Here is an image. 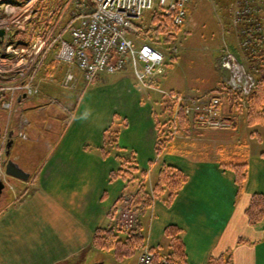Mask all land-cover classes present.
Here are the masks:
<instances>
[{"label":"crops","instance_id":"crops-1","mask_svg":"<svg viewBox=\"0 0 264 264\" xmlns=\"http://www.w3.org/2000/svg\"><path fill=\"white\" fill-rule=\"evenodd\" d=\"M76 21L65 27V38ZM51 63L55 64V49L47 42L30 75L40 81L46 64ZM62 75V68L55 69L57 80ZM74 75L72 89L41 82L37 97L16 98L13 112L0 111V135L7 141L1 153L5 156L9 145L8 159L29 174L27 181L7 177L12 189L4 187L0 196V264H134L138 252L118 262L92 247L93 233L112 227L110 215L120 206L119 200L128 196L124 182L110 181L109 175L119 166L116 156L130 154L137 169L146 172L141 182L150 194L162 164L186 176L169 206L162 197L139 214L144 247L161 255L169 253L163 231L175 226L182 232L186 264H207L210 258L227 252L232 264H264V221L249 226L244 216L250 196L264 195V158L245 157L247 178L241 195L236 196L230 171L222 170L219 163L198 162L192 157L197 140L191 134L179 132L167 144L170 152L159 158L155 155L157 114L150 104L141 102L138 88L144 87L134 80L129 68L114 75H97L90 84L76 69ZM106 79L109 84H103ZM166 80L165 72L155 85L180 91ZM109 102L118 108L125 123L117 135V148H109L105 139L111 129ZM234 112L228 110L226 115L233 124L237 120ZM190 130L195 129L189 125ZM20 132L26 139L19 138ZM103 148L106 158L102 157ZM239 239L244 242L239 244Z\"/></svg>","mask_w":264,"mask_h":264},{"label":"built area","instance_id":"built-area-1","mask_svg":"<svg viewBox=\"0 0 264 264\" xmlns=\"http://www.w3.org/2000/svg\"><path fill=\"white\" fill-rule=\"evenodd\" d=\"M190 1L94 0L92 8L82 6L78 9L77 21L69 30L68 38L48 30L43 37L36 36L30 46L15 44L12 41L13 33L10 25L4 21L5 19L0 18V30L4 32L0 38V90L4 92L0 110L10 113L13 102L21 95L27 98L37 96L40 93L41 82L56 84L63 89H72L76 82L75 69L81 72L83 81L90 84L97 75H114L129 68L138 84L145 89H155L152 82L164 74V55L149 43L135 42L134 22L146 11L156 7L165 15L173 13L174 25L181 26L186 18V7ZM236 2L240 8L233 10L234 26H237V19L247 16L246 6L249 7L252 0H236ZM4 6L3 8H7ZM29 17L31 16L28 15L23 20ZM242 20L244 22L245 18ZM15 21L19 23L18 18L13 22ZM21 22L25 23L22 20ZM19 29L24 31L25 27ZM262 29L261 25L256 24L241 31L243 35H247L246 39L242 40V46L255 44L258 39H262L264 36ZM47 42L55 49L56 65L47 69L43 78L37 81L30 75L31 68L36 56ZM231 56L228 52V55L219 61V66L228 72L226 88L248 95L255 88L254 79L238 65L233 59L234 56ZM57 67L63 69V75L59 80L55 78ZM157 91L163 96L164 106L168 111L169 138L177 135L180 116L184 117L194 129L223 130L232 127L231 121L225 119L221 113V102L216 94ZM18 136L26 139V135L21 132ZM4 163L3 153H0V183L12 189L4 173ZM131 197L132 195L120 205L122 210L115 221V226H118L123 219L125 222L123 227L126 231L135 228L140 214L139 210L135 212L129 205ZM134 264L170 263L166 255L156 259L149 248L143 247L138 252Z\"/></svg>","mask_w":264,"mask_h":264},{"label":"rangeland","instance_id":"rangeland-1","mask_svg":"<svg viewBox=\"0 0 264 264\" xmlns=\"http://www.w3.org/2000/svg\"><path fill=\"white\" fill-rule=\"evenodd\" d=\"M86 5L91 8V5L88 6L89 3ZM3 6L7 8H3ZM246 7L248 8L247 16L237 19V26H234L232 23L233 10L240 8L236 0H191L186 7L184 23L179 27L177 34L169 39V42L165 40L164 36H155L152 33L154 28L152 18L154 14L160 13V9L155 7L146 11L134 22V28L137 31L135 42L149 43L164 54L163 68L164 74L166 72V83L174 84L180 90L178 92L195 94L204 90L206 91L203 92L204 94H211L213 89H219L221 113L225 114V117L229 108L227 95L229 93L238 94L240 109H235L237 120L234 126L223 130H190L191 137L197 140L194 143V149L192 148L194 151L192 157L199 160L198 162L218 164L219 160H226L237 154H242L248 159H256L264 151V128L260 126L249 128L244 120L245 99L252 92L242 95L227 89L224 79L227 78L228 72L219 66V61L229 52L231 57L234 56L237 59L238 65L253 77L255 85L260 70L264 69V36L262 39H258L257 43L243 47L242 40H245L247 35L241 33L256 24L263 27L262 32L264 33V0H252L249 7ZM77 11V0H0V18L5 19L4 21L10 25L13 37L20 31L19 28L24 26L28 46L34 42L35 36L43 35L48 29L54 33L59 28L65 29L70 23H73V13H77ZM28 15L31 17L23 20ZM17 18L19 23L13 22ZM242 18H245L244 22ZM20 19L25 23L22 24ZM16 41L18 40L16 39ZM55 65L54 63L46 64L45 72ZM56 69H61V67ZM221 73H224L225 78H222ZM41 78H43L42 74ZM95 83L96 85L100 84L98 81ZM103 84H109V79H106ZM162 86H157L153 90L138 88L142 94L141 102L151 105L152 112L157 114V120L161 123L168 121L164 98L157 91L164 90ZM212 87L214 88L208 91ZM117 110L118 108H113L109 102V124L113 132L124 130L125 123H122L124 118L117 114L119 112ZM3 120L6 123L5 114ZM185 131V129L181 130L180 133L186 135ZM253 132L257 135L251 137L250 133ZM258 137L261 139L260 141ZM5 138V135H0V153L6 145ZM192 138L189 141L193 142ZM153 175L154 171L152 177ZM129 205L135 212L140 211L139 207L131 203ZM124 224L122 219L116 226L121 232L120 234L128 232L124 229Z\"/></svg>","mask_w":264,"mask_h":264},{"label":"trees","instance_id":"trees-1","mask_svg":"<svg viewBox=\"0 0 264 264\" xmlns=\"http://www.w3.org/2000/svg\"><path fill=\"white\" fill-rule=\"evenodd\" d=\"M77 2L78 9L82 6L87 8L86 3H89L88 6L91 5V8L94 6V0H77ZM159 11L160 13L154 14L152 18V24L154 26L152 33L155 36H164L165 40L169 42V39L177 34L180 26L174 25L172 19L174 15L173 13L165 15L161 10ZM74 17V19L78 17V11L77 13L74 12ZM63 32L64 29L57 33L62 35ZM16 39L18 41H16ZM12 40L15 44L27 46V35L25 31L15 33ZM219 91V89H213L211 92L212 94L219 95ZM230 94L231 93L227 95L229 103L228 110L229 112H232L235 111V109H240V103H238V94ZM245 102V121L247 127L254 128L260 126L264 128V69L260 70L259 77L256 80L255 89L245 99ZM167 116V119L169 120V115ZM223 117L228 119L225 116ZM231 120L232 119H230V121ZM154 126L157 134L155 155L160 156L163 153L170 152V146L167 144L174 138H169L168 121L161 123L156 119ZM184 129L186 130V135H189V123L184 117L180 116L177 133ZM105 134V139L107 143H109V148L113 146L116 147L118 131L113 132L109 129ZM255 134L256 133L254 132L250 133V136L254 137ZM260 140L261 139L259 138V141ZM106 156L107 151L103 148L102 157L106 158ZM259 156L264 158V151H262ZM116 159L119 166L115 171L110 173L109 180L114 181L120 179L124 182L126 186V194L128 193V196L132 195L130 203L139 207L141 215L151 207V204L155 199L163 197L162 202L169 206L173 198L186 183V176L181 171L172 166L162 164L158 172L157 180L152 188V193L150 194L141 182V179L146 178V172L137 169L135 157L131 154L126 156L117 155ZM219 167L222 170H228L233 174L236 196H240L247 178L248 164L245 156L237 154L226 160H220ZM120 201L123 202V198H121L119 202ZM112 215L113 214L110 215V218H112ZM244 216L249 226L258 225L264 221V195L255 193L250 196L247 208L244 211ZM120 233L121 232L118 231L115 225L108 229H98L93 233L92 247L96 250L109 253L114 260L118 262L132 258L144 247L145 241L143 234L141 233V224L138 220L132 231L122 234ZM181 234V230L175 226H166L163 231V236L169 243V253H167L166 256L168 257L170 264H186ZM243 242L242 239L238 240L239 244ZM151 251L156 259L162 256L153 250ZM207 264H232L230 253L227 252L225 256L218 258H210Z\"/></svg>","mask_w":264,"mask_h":264},{"label":"water","instance_id":"water-1","mask_svg":"<svg viewBox=\"0 0 264 264\" xmlns=\"http://www.w3.org/2000/svg\"><path fill=\"white\" fill-rule=\"evenodd\" d=\"M3 34H4V32L2 30H0V38L3 36ZM19 99L20 100L26 99V96L22 95ZM6 149H7V152L5 155L6 161H5V166H4L5 175H7L8 177H11L13 179L20 180V181H27L29 174L25 173L21 168L18 167V165L16 163H14L13 161L8 159L9 145H7ZM3 189H4L3 184L0 183V196L2 194ZM124 200L125 201L128 200V197L124 196ZM121 210H122V208L120 206L116 208V212L113 216L112 223H114L117 220Z\"/></svg>","mask_w":264,"mask_h":264},{"label":"bare ground","instance_id":"bare-ground-1","mask_svg":"<svg viewBox=\"0 0 264 264\" xmlns=\"http://www.w3.org/2000/svg\"><path fill=\"white\" fill-rule=\"evenodd\" d=\"M233 59H234L235 61H237L236 58L233 57ZM227 79H228V75H227ZM224 80H225V83H226V79H224ZM173 92H176V91H173Z\"/></svg>","mask_w":264,"mask_h":264}]
</instances>
